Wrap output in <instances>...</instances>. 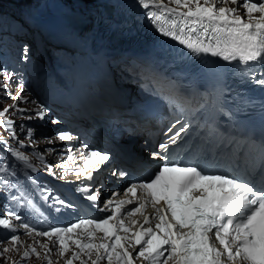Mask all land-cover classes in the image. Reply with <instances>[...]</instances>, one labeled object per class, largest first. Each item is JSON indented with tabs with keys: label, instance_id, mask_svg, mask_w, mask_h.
Segmentation results:
<instances>
[{
	"label": "snow or ice",
	"instance_id": "obj_1",
	"mask_svg": "<svg viewBox=\"0 0 264 264\" xmlns=\"http://www.w3.org/2000/svg\"><path fill=\"white\" fill-rule=\"evenodd\" d=\"M135 3L144 10L160 35L175 41L189 56L219 58L227 65L235 63L240 66V75L250 76L256 85L264 88V73L257 78L256 72V69H264V0H167V3L164 0H135ZM229 4L235 7H229ZM241 8L244 9L243 16ZM29 54V47L24 45L20 60L27 62ZM201 71L218 81L220 97L230 91L219 81L215 60L203 61ZM17 75L14 69L0 66V77L3 78L0 92L13 100L0 110V117L4 118L0 127L18 145L13 147L0 137V150L7 154V158L0 157V189L3 190L0 197L6 201L4 212L0 214V231L9 233L6 240L0 239V244L10 245L0 248V257L11 251L19 252L24 247L20 260L11 264H26L30 255L42 258L44 264H53V250L64 264H74V261L100 264L103 260L107 264H135L136 260L146 264H264V136L231 139L225 136L220 147L227 143L229 150L237 149V157L243 156L247 162L245 169L238 175L213 171L198 163H184L175 158L174 146L180 147L190 130L189 122L180 119L170 123L162 132L163 140L150 152L152 160L162 161L155 173H149L146 180L130 184L124 190L128 199L116 200L119 193H111L110 198L103 201V207H100V192L89 182L107 166L111 155L91 149L87 144L78 150L62 149L59 159H67L76 166L70 168L66 163L57 166L82 177L83 187L78 191L84 194L90 206L110 214L102 218H80L67 227L50 226L46 230L26 222L13 206L30 210L40 217L45 215L20 179L23 175L30 184L37 185L30 175L37 169L20 149L38 141L35 129L24 123L18 127L25 133L27 144L20 140L17 125L8 118V113L14 110L17 115L23 114L25 120L44 122L48 110L23 96L22 82L14 96L8 91L10 82ZM18 103L36 107L20 108ZM217 110L223 111V106L219 105ZM260 110L264 119V102ZM224 114L231 118L230 112ZM42 139L47 145H53L71 142L77 137L69 131H60ZM44 151L53 154L57 150L47 147ZM74 151L76 155L72 154ZM34 154L44 163L42 155ZM16 162L23 168H18ZM46 171L55 175L50 163L46 165ZM128 174L124 170L112 172L121 179ZM59 178L64 179L63 176ZM37 190L47 209L57 213L77 210L76 205L53 195L49 189L37 185ZM149 205L153 211L146 214ZM137 215L143 217V223L133 219ZM153 220L156 221L154 227ZM21 230L28 236L47 238L45 243L35 242L43 251V257L35 245L23 244L19 235ZM96 233L102 235L97 237ZM69 252L70 256L67 255Z\"/></svg>",
	"mask_w": 264,
	"mask_h": 264
},
{
	"label": "bare ground",
	"instance_id": "obj_2",
	"mask_svg": "<svg viewBox=\"0 0 264 264\" xmlns=\"http://www.w3.org/2000/svg\"><path fill=\"white\" fill-rule=\"evenodd\" d=\"M112 6H113V8L115 10H118L120 8V5L117 3V1H114L112 3ZM104 24H105V21L102 20L98 24L99 25V28L104 29L105 28ZM121 25H122V23H118V22L115 21L114 27L121 28L120 27ZM129 26H130V24L126 25V27H129ZM94 41L98 45H101V47L110 44V41L107 40V39H104V40H94ZM125 42L129 43L128 41H125L124 40V41H122V44H119V43H114L111 40V43H112L113 47L116 48V49L120 48V49L126 50L125 49V46H124V43ZM89 49H90V46L88 45L87 50H89ZM79 61H80V59H79ZM74 82H77V84H74ZM87 84L88 83L82 81L79 77H73V79L71 80V86H70L68 92H66L60 99H58L56 101V104L58 105L59 110L62 111V110H65V109H73L72 107H69L68 104H70L71 106L72 105H76V104H80L82 102L83 98H84V94H85V90L87 88ZM71 91H74L73 97H69V94L71 93ZM24 108H26V106ZM133 108H134L133 105L132 106H125L121 110V115H122L123 112H126L127 113V116L129 115L128 120H127L128 123H131L133 121V118H132V116L130 114V111L133 110ZM114 111L115 112H119L118 109H114ZM93 113H94V111H92V110L89 111V115L93 119V123H94L93 125H94V127H96V120L94 118ZM62 114H64V113H62ZM19 116H23V114H21V115L14 114V116H9V118L12 119V120H14V122L18 125V124H21L25 120L23 117L20 118ZM155 119H156V117H154V118L149 117V119L143 120V124L141 126L143 128H145L149 123H153V120L155 121ZM106 130L108 132L109 131V127H107ZM4 139L5 140H10L11 138L9 136H4ZM41 143L42 144H45L44 142H41ZM40 242H42V241H40Z\"/></svg>",
	"mask_w": 264,
	"mask_h": 264
},
{
	"label": "rangeland",
	"instance_id": "obj_3",
	"mask_svg": "<svg viewBox=\"0 0 264 264\" xmlns=\"http://www.w3.org/2000/svg\"><path fill=\"white\" fill-rule=\"evenodd\" d=\"M0 81H1V77H0ZM28 105H29V103H24V104L22 105V108H24L25 106L27 107ZM14 114H16V113H15V111L13 110V111H11V113H8V116H14ZM19 117L22 118L23 116H19ZM16 125H17V124H16ZM19 125H20V124L17 125V131H18V126H19ZM42 142H43V141H42ZM41 243H42V242H41ZM5 246H9V247H10V245L0 244V248H3V247H5ZM14 256H15V251H11V252H9V253H6L4 257H0V264H6V259H5V257L7 258V264H11V263H10V259L13 258ZM51 259H52L53 264H62V263H60L59 260L53 258L52 255H51ZM13 260H14V259H13ZM42 261H43V260H41L40 263H42ZM31 263H32V262H29V263H26V264H31ZM36 264H37V263H36Z\"/></svg>",
	"mask_w": 264,
	"mask_h": 264
}]
</instances>
